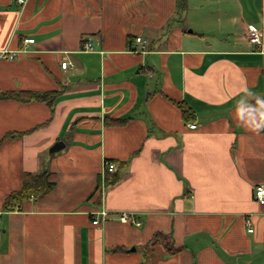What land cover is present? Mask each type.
Returning a JSON list of instances; mask_svg holds the SVG:
<instances>
[{
	"label": "crops",
	"instance_id": "0c3cea01",
	"mask_svg": "<svg viewBox=\"0 0 264 264\" xmlns=\"http://www.w3.org/2000/svg\"><path fill=\"white\" fill-rule=\"evenodd\" d=\"M186 1L0 0V264H264V0Z\"/></svg>",
	"mask_w": 264,
	"mask_h": 264
},
{
	"label": "trees",
	"instance_id": "16d2710c",
	"mask_svg": "<svg viewBox=\"0 0 264 264\" xmlns=\"http://www.w3.org/2000/svg\"><path fill=\"white\" fill-rule=\"evenodd\" d=\"M179 8L186 9L187 1L186 0H178ZM58 91L52 92H35V91H24V90H16V91H8V92H0V99L11 98L16 99L22 102H35L41 101L45 102L54 112V106L56 98L58 97ZM181 109L184 113L187 112V107L180 105ZM107 177L106 183L108 185L115 183L119 179V172H111L112 169L107 168ZM53 182L49 179V173L47 171H42L37 174L25 173L23 186L20 190H17L11 193L6 201L5 208L7 210H15L21 201L28 197L30 194H34L36 196L43 195L47 193L53 187ZM166 247L170 251H175V249L165 243Z\"/></svg>",
	"mask_w": 264,
	"mask_h": 264
},
{
	"label": "built area",
	"instance_id": "2783aa9c",
	"mask_svg": "<svg viewBox=\"0 0 264 264\" xmlns=\"http://www.w3.org/2000/svg\"><path fill=\"white\" fill-rule=\"evenodd\" d=\"M17 1L19 4L24 5L28 0H17ZM249 39L253 44H255L257 46H261L262 39H263V32L260 29H257L255 27H251L249 29ZM34 41H35L34 38H26L24 40V43L26 45H28V44L33 43ZM136 41L142 43L144 49L146 48V42L142 37H137ZM85 49H88V50L93 49L92 43H90V42L85 43ZM28 51L29 50H27V49H22V50H17V51H9V50L5 49V50H2L0 52V55L4 56L5 58H8V59H15V58H17V56L20 53H24V52L27 53ZM62 66H63V68H67V67L71 66V63L68 60H64L62 62ZM196 127H197V124H195V123L190 124V128L194 129ZM105 166H107V168L112 169L108 162H105ZM254 198H255V200L260 201V202L264 200V185L263 184L255 186ZM107 218H108V213L106 211H102L100 214V217H96L95 219H93V223L99 224V223H101V221H104ZM120 220L124 221V222H133V223H136L138 225L140 224V222L136 219V217L134 215L129 214L127 212H123L120 215ZM249 231L253 232V228H250Z\"/></svg>",
	"mask_w": 264,
	"mask_h": 264
},
{
	"label": "water",
	"instance_id": "95a60500",
	"mask_svg": "<svg viewBox=\"0 0 264 264\" xmlns=\"http://www.w3.org/2000/svg\"><path fill=\"white\" fill-rule=\"evenodd\" d=\"M64 145H65L64 142L59 141L53 146L52 150H58V149L62 148Z\"/></svg>",
	"mask_w": 264,
	"mask_h": 264
},
{
	"label": "clouds",
	"instance_id": "9594fccd",
	"mask_svg": "<svg viewBox=\"0 0 264 264\" xmlns=\"http://www.w3.org/2000/svg\"><path fill=\"white\" fill-rule=\"evenodd\" d=\"M262 127H264V124H260V123H258V124H256L255 126H254V128H253V130L254 131H258L260 128H262Z\"/></svg>",
	"mask_w": 264,
	"mask_h": 264
}]
</instances>
